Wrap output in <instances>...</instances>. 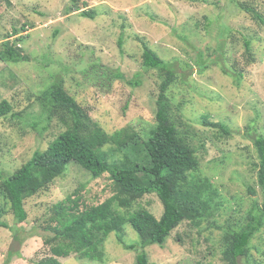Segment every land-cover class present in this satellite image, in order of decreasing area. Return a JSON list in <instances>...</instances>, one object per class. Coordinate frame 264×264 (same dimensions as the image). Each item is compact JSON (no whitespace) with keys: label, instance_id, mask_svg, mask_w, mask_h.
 Returning a JSON list of instances; mask_svg holds the SVG:
<instances>
[{"label":"rangeland","instance_id":"rangeland-1","mask_svg":"<svg viewBox=\"0 0 264 264\" xmlns=\"http://www.w3.org/2000/svg\"><path fill=\"white\" fill-rule=\"evenodd\" d=\"M82 1L95 12L94 20L79 12L66 14V0H0V44L8 35L10 43L23 37L17 46L30 59L0 62V102L6 100L12 107L0 118V171L12 175L63 131L55 120H47L38 101L54 76L106 133L128 126L137 131L151 128L161 79L157 70L142 66L145 43L179 74L168 91L171 100L181 104L177 125L181 131L192 125L204 144L196 152L200 176L209 179L222 200L220 211L200 227L185 221L162 248L147 246L148 264H227L221 254L223 230L229 224H245L253 206L263 202L251 139L264 135V23L249 13L229 17L224 9L229 0ZM239 1L264 20V0ZM247 41L251 53L245 52ZM109 72L122 79H113ZM203 115L227 125L230 136L201 125ZM79 186H84L86 207L113 195L108 175L93 180L72 165L47 192L25 200L24 223L17 224L11 213L3 218L8 228L0 227V264H36L47 257L43 242L51 234L44 230L49 210ZM138 207L157 219L163 212L155 195L144 196L133 209ZM261 220L249 258L237 264H264V216ZM123 232L127 244H139L129 225ZM115 237L112 233L107 238L102 263L74 256L61 263L135 264L136 252L125 250Z\"/></svg>","mask_w":264,"mask_h":264},{"label":"trees","instance_id":"trees-1","mask_svg":"<svg viewBox=\"0 0 264 264\" xmlns=\"http://www.w3.org/2000/svg\"><path fill=\"white\" fill-rule=\"evenodd\" d=\"M66 1V14L79 12L80 17L94 20L95 12L86 9V2ZM224 9L231 13L229 17L249 13L264 23L245 1L229 0ZM229 17L225 16V20ZM221 27L224 32L228 31L225 23ZM15 29L14 33L18 32ZM9 37L11 35L0 44V62H28L29 56L17 46L23 37L16 38L13 43H10ZM142 46V66L146 70H157L161 79L155 121L151 128L137 131L128 126L111 134L106 133L92 121L84 106L66 91L63 81L54 76L52 84L41 93L38 101L47 112V120H55L63 131L45 150L35 151L12 175L5 177L0 171L1 228H8L3 218L9 213L17 224L24 223L27 218L25 200L47 192L72 165L84 170L93 180L108 175L112 182L113 195L98 205L86 207L81 196L84 186H79L50 208L48 225L44 230L51 234L43 242L49 255L37 260L36 264H62L61 260L73 256L78 260L102 263L106 255L105 242L112 233L125 250L136 252L135 264H148L144 252L147 246L162 248L183 222L189 221L200 227L222 208L217 190L208 178L200 176L196 152L203 150L204 144L198 142L192 125H185L182 131L177 125L178 106L181 104L171 100L168 91L179 74L145 43ZM244 46L245 52L251 53V43L247 41ZM109 75L113 79H122L119 73L109 72ZM234 75L241 77L240 73ZM131 84L137 86L138 82ZM11 110L6 100L0 102V118L6 117ZM200 122L223 136H230L228 126L223 122H212L208 115L201 116ZM251 141L257 158L253 166L263 202L261 207L253 206L245 224H229L223 230L221 254L227 264H237L240 258H249L251 241L262 227L264 135H256ZM249 192L255 193L251 189ZM147 195H155L161 202L163 212L159 219L145 207L133 209ZM125 225L138 235L139 244L125 242Z\"/></svg>","mask_w":264,"mask_h":264},{"label":"clouds","instance_id":"clouds-1","mask_svg":"<svg viewBox=\"0 0 264 264\" xmlns=\"http://www.w3.org/2000/svg\"><path fill=\"white\" fill-rule=\"evenodd\" d=\"M157 219V218H156Z\"/></svg>","mask_w":264,"mask_h":264}]
</instances>
